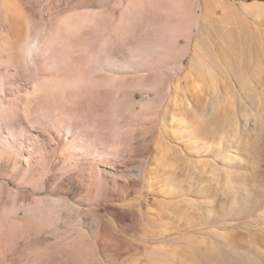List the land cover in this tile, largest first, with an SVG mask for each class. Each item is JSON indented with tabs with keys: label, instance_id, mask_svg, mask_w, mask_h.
Returning a JSON list of instances; mask_svg holds the SVG:
<instances>
[{
	"label": "rangeland",
	"instance_id": "374dc122",
	"mask_svg": "<svg viewBox=\"0 0 264 264\" xmlns=\"http://www.w3.org/2000/svg\"><path fill=\"white\" fill-rule=\"evenodd\" d=\"M78 1L10 0V16L38 26L80 5L128 22L95 68L118 82L111 117L123 138L83 142L52 117L0 125V156L1 145L19 155L0 159V222L47 208L41 234L2 244L0 264H33L35 236L58 258L62 240L84 236L85 264H264V0H193L187 33L172 37L158 3ZM163 43L174 55L157 61ZM38 66L39 76L53 71ZM27 81L9 84L15 96Z\"/></svg>",
	"mask_w": 264,
	"mask_h": 264
},
{
	"label": "bare ground",
	"instance_id": "6f19581e",
	"mask_svg": "<svg viewBox=\"0 0 264 264\" xmlns=\"http://www.w3.org/2000/svg\"><path fill=\"white\" fill-rule=\"evenodd\" d=\"M153 2L158 3L164 13V16L160 14L162 17L158 15L160 19H165L169 23L167 33L170 37L187 33L193 19V0H137L135 6L140 9L153 5ZM9 3L10 0H0V73L4 75V78L0 77V125L10 129L15 127L16 122H21L20 120L28 119L41 124L43 120L52 117L55 124H67L71 129L74 127L73 134L83 142L99 141L110 144L123 138L115 132L114 127L117 126L115 119L111 117V111L116 104L118 82L112 75L101 74L100 70L97 71L95 68L96 62L100 63L103 56H109L115 33L128 28V22L125 19L119 24H114L110 19L101 21V17L95 16L93 10H80L81 6L78 5L67 13L58 12L52 15L38 26L34 25L32 18L28 16L29 24L26 26L10 16L17 15V7L14 11ZM131 7L129 3L127 8ZM110 8V4L107 3L106 9ZM47 40L51 43L50 46H43ZM161 46L158 52L156 49L157 53L154 56L157 61L174 55L171 44L163 43ZM40 60L45 62L47 60L53 71H47L44 76H39ZM18 75L26 76L28 84L23 92L15 96L16 90L9 84H14ZM124 99L126 101V97ZM88 115L94 116L92 128L84 125V119ZM74 146L71 142L63 151L72 155L75 152ZM1 148L3 152L0 159L6 158L12 163L18 158L19 155L8 146L1 145ZM45 154V150L33 154V170L42 163ZM89 191L92 193V190ZM46 209L44 206L33 210V216L26 221L14 217L12 211L3 213L0 222V247L5 242H8V245L10 242L17 243L15 240L20 235L34 236L42 231L43 218L39 216L46 214ZM44 217L48 218V215ZM35 237L33 247L31 246L33 264H53L56 259V262L60 259L61 264H85L86 254L92 249L89 240L84 236L74 240L67 239L68 241L65 239L63 245V240L61 246L58 244L60 246L58 249L56 245H50L56 246V252L61 255L58 258L54 249L53 252H49L51 251L49 248L37 245L39 241L38 237L36 238L38 242L35 241Z\"/></svg>",
	"mask_w": 264,
	"mask_h": 264
}]
</instances>
